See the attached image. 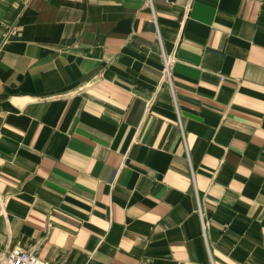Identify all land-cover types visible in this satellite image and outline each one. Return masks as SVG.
Masks as SVG:
<instances>
[{"label": "crops", "instance_id": "obj_1", "mask_svg": "<svg viewBox=\"0 0 264 264\" xmlns=\"http://www.w3.org/2000/svg\"><path fill=\"white\" fill-rule=\"evenodd\" d=\"M11 24L0 251L264 264V0H0Z\"/></svg>", "mask_w": 264, "mask_h": 264}, {"label": "built area", "instance_id": "obj_2", "mask_svg": "<svg viewBox=\"0 0 264 264\" xmlns=\"http://www.w3.org/2000/svg\"><path fill=\"white\" fill-rule=\"evenodd\" d=\"M18 34V27L16 24L9 25L4 31L1 40L0 48L4 46L10 38ZM170 58L164 57V76L170 79ZM205 227V223H203ZM0 264H58L51 260L41 258L38 256L33 248H26L21 245H14L8 250L0 251Z\"/></svg>", "mask_w": 264, "mask_h": 264}]
</instances>
